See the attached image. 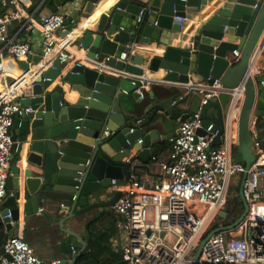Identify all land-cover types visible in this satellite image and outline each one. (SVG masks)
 <instances>
[{
  "label": "water",
  "instance_id": "obj_1",
  "mask_svg": "<svg viewBox=\"0 0 264 264\" xmlns=\"http://www.w3.org/2000/svg\"><path fill=\"white\" fill-rule=\"evenodd\" d=\"M74 1L78 3L77 14L72 22L68 20L64 29L56 30L59 35L68 34L83 18L91 16L102 0L41 1V4H55L58 8ZM256 3L257 0H171L153 16L154 22L143 25L136 21L142 6L128 0H119L103 12L97 28L84 29L76 43L86 49V56L96 64L104 63L117 73L124 71L130 75L112 74L105 67L93 68L84 64L75 65L62 75L64 65L56 58L53 66L37 78L30 97L22 100L24 105L31 104L33 111L17 114L9 128L13 140L22 142L25 154L13 155L12 175L7 182V190L13 194L3 202L2 214L11 208L13 219L19 221L22 197L25 216L38 213L47 201L60 203L58 217L62 225L70 218L114 207L121 191L117 190L112 198L103 200V194L98 190L107 188L113 178L122 180L128 175L129 165L124 159L132 149L137 151L139 159L148 163L151 155L156 153L151 141L158 139L159 128L168 127L172 120L184 121L201 108L200 95L194 96L190 109L185 111L171 113L165 107H156L146 120L137 122L134 130L136 134H145L153 124L157 127L147 134L154 138H145L142 142L133 139L129 134L131 126L127 123L141 99L134 93L136 85L131 75H142L145 68L151 73L163 71L164 79L171 82H188L192 75L199 76L200 81L209 79L210 83L214 78H221L231 87L244 81L237 145L240 161L249 168L256 160L253 132L257 129L251 128V118L264 115V74L254 76L251 70L256 55L264 47V0H259L258 7L254 8ZM139 42L151 43L154 47L144 48L138 45ZM236 49L241 50L242 55L232 65L227 57ZM124 51L128 52L127 60L120 59ZM42 61V55L29 56L20 66L29 70ZM60 75L63 84L79 92L75 102L65 100L62 83L47 91ZM225 97L224 103L213 99L203 106L204 121L199 133H205L212 123L214 129H220V135L224 132L231 95ZM213 109L214 118L211 115ZM158 112L163 115L157 116ZM79 123L88 128L78 127ZM106 131L112 134L105 135ZM220 135L214 144L220 142ZM21 161H25L24 167ZM246 176L247 173L242 175L239 190L244 206L242 214L233 223L212 232L233 229L246 216L249 210L243 194ZM219 216L227 218L229 212L223 209ZM5 226L9 236L16 234V226L10 223ZM63 230L76 237L81 248L71 260L61 264H75L87 248V242L75 231ZM61 247L64 252L72 253V239L62 240Z\"/></svg>",
  "mask_w": 264,
  "mask_h": 264
},
{
  "label": "built area",
  "instance_id": "obj_2",
  "mask_svg": "<svg viewBox=\"0 0 264 264\" xmlns=\"http://www.w3.org/2000/svg\"><path fill=\"white\" fill-rule=\"evenodd\" d=\"M18 1L25 5L28 3L27 0ZM258 2L254 8L258 7ZM12 5H15L13 0H0V84L4 86V90L0 89V216L5 225L16 226L11 208H8V213L2 214L3 202L13 194L7 190L13 155L20 154L23 149L21 141L13 140L9 128L17 114L33 111L32 105H24L22 100L30 97L37 78L53 66L56 58L64 66L74 59V67L84 62L73 52L84 51L85 58L87 56L86 49L76 43L77 37L67 41L65 36L56 33L57 29L65 28L68 20L73 21L77 1L70 3L65 10L62 8L61 11L41 15L38 19L32 14H24L22 9H14ZM152 11L150 6L142 7L137 23L154 22V19L149 21ZM20 19L25 20L27 29L41 32L44 61L39 63L37 70L34 67L24 70L20 66L22 61H28L33 52L29 42H22L17 39V34H10L12 22ZM259 53L251 69L254 76ZM241 55L242 51L236 49L227 58L234 65ZM120 59L127 60L128 52H122ZM13 66L21 72L19 76L12 74ZM118 74L130 75L124 71ZM131 76L136 85L134 93L144 99L153 83L152 76L146 72ZM208 80L194 82L190 79L180 84L186 92L178 94L172 105L177 106L187 94L193 93L201 96V108L196 115L181 121L178 134L170 138L168 158H156L146 164L132 149L124 159L129 165L128 175H124L122 180L113 178L106 186L117 187L121 191L114 210L115 224L122 232L124 243L121 245V260L115 264H264V141L258 130L253 132L256 160L249 168L233 158L232 114L237 110L239 116L245 83L242 81L231 87L224 84L221 78H214L211 83ZM226 95H231V106L225 117L224 132L220 135V129H214L212 123L205 133H199L204 121L203 106ZM260 118L264 121V115L251 118V128L257 129ZM135 129L131 127L130 131ZM104 134L112 133L106 131ZM219 135L220 144H214ZM244 173L247 176L243 194L249 205L246 216L233 229L212 232L229 225L212 226L215 218L220 217L219 212L225 209L232 178ZM204 239L206 241L201 246ZM200 246L201 253L196 259ZM61 262V259L42 260L29 242L17 234L8 237L0 257V264Z\"/></svg>",
  "mask_w": 264,
  "mask_h": 264
},
{
  "label": "crops",
  "instance_id": "obj_3",
  "mask_svg": "<svg viewBox=\"0 0 264 264\" xmlns=\"http://www.w3.org/2000/svg\"><path fill=\"white\" fill-rule=\"evenodd\" d=\"M28 3L25 5L22 2L16 0L15 5H12L14 9L19 8L22 9L24 14H32L34 18H39L41 15L49 14L56 11H61L62 8L56 7L55 4H41L42 0H27ZM115 0H111V3L107 4L104 8H109L110 5ZM131 3L138 4V0H128ZM147 1V0H144ZM155 0H149L148 6H152V3ZM69 5V4H68ZM66 5V6H68ZM139 5V4H138ZM65 6V7H66ZM65 7L63 10H65ZM102 9V10H104ZM101 10V11H102ZM158 10H153L152 14L149 16V21L153 20V16L156 15ZM100 13V12H99ZM77 14V7L74 8V17ZM94 14L87 18H83L80 24L70 31L65 36L64 39L67 41H71L80 33L87 28L88 26L96 25L100 14L94 19H92ZM24 19L14 20L10 26V34L16 35L17 39L22 42H29L32 46L33 52L32 57L42 55L43 54V38L41 36V32L39 30L31 31L24 26ZM96 29V28H92ZM139 46L141 47H154L153 44L147 42H139ZM131 46H129L130 48ZM75 57L81 59L84 62V65L96 68L98 66L105 67V69L114 74H118L115 69L111 67H106L104 63L96 64L94 61L89 59L88 57L85 58L84 51H78L77 53L73 52ZM151 56V55H150ZM74 59H71L66 65L64 66L63 74H66L74 65ZM13 66L11 72L13 75L17 76L18 72L14 71ZM39 65L35 66V70ZM145 72L149 73L153 78V83L150 89L146 93V97L140 101V103L136 106V111L131 114V118L129 119L127 125L136 126L137 121L139 119L146 120L148 116H150L156 107H165L171 113L175 111H185L190 109L192 100L196 94H187L184 101L179 103L177 106L172 105V101L177 97L180 93H185L186 90L180 86L182 82H171L166 81L164 79V72L159 71L158 73H151L147 68H145ZM130 74V73H127ZM264 74V47L261 49L259 56L255 62V76L263 75ZM194 82H200V77L197 75H192V79ZM61 75L57 77L53 81V83L48 87L47 91L51 90L56 86V84H61ZM64 89V98L70 102H75L78 98L79 92L75 88H70L68 84H63ZM0 89L4 90L3 84H0ZM34 98V97H33ZM220 101L224 103L226 101L225 96L220 98ZM163 115V113L158 112L157 116ZM211 115L215 117V110L211 111ZM261 119V118H260ZM262 120V119H261ZM181 120L176 119L170 122L168 127L159 128L160 130V138L157 140L151 141V147L155 148L158 144L165 142L167 143V149L164 151L159 152L156 155L157 159H167L169 155V148H170V138L174 137L178 134L180 128ZM262 126L259 127L258 134L264 141V121L262 120ZM157 126L151 124L145 134H147L150 130L154 129ZM231 136L233 138L234 146L238 143V113L235 110L232 114V122H231ZM217 144H220L218 142ZM233 146V147H234ZM22 153L25 154L24 148L22 149ZM156 154V153H155ZM155 154L151 155V159L148 163L150 164L154 161ZM155 158V159H156ZM21 166H25V161L20 162ZM117 187H108L105 189H99L100 193H102L103 200H108L112 198L114 193L117 191ZM20 202V218L19 221L16 222V234L23 236L29 244L34 249L36 255H38L42 260L49 262L53 259H61L63 261L71 260L72 257L78 252L81 248V244L78 239L74 236H70L67 232L63 230V228L73 230L77 234H79L86 242L87 247L90 243L91 237L96 234L103 235L107 242L110 244L111 249L114 252L121 254V245L124 243L122 232L118 229L115 224L116 220V212L114 207H107V208H100L96 209L91 213H87L85 215L77 216L74 218H70L64 222L62 225L60 223L59 216V206L60 203L58 202H49L43 203L41 209L38 213L32 216H25L24 213V204L25 200L23 197L19 200ZM97 217V218H96ZM98 220L96 222L99 224L98 233H94L90 227L92 220ZM65 238H71L73 241L74 250L72 253L64 252L61 247L62 240ZM87 249V248H86ZM85 249V250H86ZM84 250V251H85ZM76 264V263H75ZM87 264V263H85Z\"/></svg>",
  "mask_w": 264,
  "mask_h": 264
},
{
  "label": "trees",
  "instance_id": "obj_4",
  "mask_svg": "<svg viewBox=\"0 0 264 264\" xmlns=\"http://www.w3.org/2000/svg\"><path fill=\"white\" fill-rule=\"evenodd\" d=\"M138 4L142 7H147L149 4V0H138ZM262 120L259 119L257 122V130H259V127L261 125ZM137 128V126H131ZM238 148V145H236ZM167 149V143L162 142L157 145L156 147V154L153 159L156 158V155ZM229 201H227L228 203ZM232 211L228 210L229 212H232V219L230 223H233L237 218L242 214L244 210V206L242 202H236L234 209H231ZM228 223V224H230ZM9 234L6 230L5 223L3 222L1 216H0V257L3 254V246L6 240L8 239ZM121 260V254L114 252L111 249L110 244L107 242V239L101 235L96 234L91 237L90 243L88 244L87 249L82 253V255L78 258V261L76 264H115Z\"/></svg>",
  "mask_w": 264,
  "mask_h": 264
},
{
  "label": "rangeland",
  "instance_id": "obj_5",
  "mask_svg": "<svg viewBox=\"0 0 264 264\" xmlns=\"http://www.w3.org/2000/svg\"><path fill=\"white\" fill-rule=\"evenodd\" d=\"M233 158L237 161H240V153H239V150L236 147V145L233 147ZM241 181H242V174H238L237 176L232 178V180L230 182L229 194H228V198H227V201H229V202L228 203L226 202V204L224 206V208L227 211L228 210L232 211L231 209H234L236 202H242L240 199V195H239ZM96 218H94V220H92L91 227H90V229L95 234L98 233V231H99L98 230L99 224L96 223V222H98V220H96ZM231 219H232V212H229V216L227 218L216 217L212 226L214 227V226L220 225V224H228V223H230Z\"/></svg>",
  "mask_w": 264,
  "mask_h": 264
},
{
  "label": "bare ground",
  "instance_id": "obj_6",
  "mask_svg": "<svg viewBox=\"0 0 264 264\" xmlns=\"http://www.w3.org/2000/svg\"><path fill=\"white\" fill-rule=\"evenodd\" d=\"M13 1L15 2L16 0H13ZM118 1L119 0H115L110 5V7L109 8H106V10H105L104 8L107 6V4L111 3V0H102V2L97 7L96 11L93 13L94 15H93L92 19L96 18L98 16V14H100V16H101V14L103 12H105L107 10H110L114 6V4L116 2H118ZM169 1H171V0H155L152 3L151 9L152 10H159L160 8H163ZM102 9H104V10H102ZM100 16H99V18H100ZM99 18H98V20H99ZM97 25H98V21H97L96 25L88 26L87 28H97ZM14 71H17L18 72L17 76H19L21 74V72L19 71V69L17 67L14 68ZM42 105H43V103H41V106ZM78 127H80V128H88L87 126H85L83 124H80V123H79ZM129 134L132 135V138L133 139H138V140H145V138H147V139H153L154 138L153 136H150L149 134H141V135L136 134L134 131H130ZM158 136H159L158 138L161 137L160 135H158Z\"/></svg>",
  "mask_w": 264,
  "mask_h": 264
}]
</instances>
